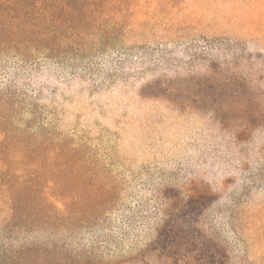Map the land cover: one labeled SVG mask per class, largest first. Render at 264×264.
Segmentation results:
<instances>
[{"label": "rangeland", "instance_id": "obj_1", "mask_svg": "<svg viewBox=\"0 0 264 264\" xmlns=\"http://www.w3.org/2000/svg\"><path fill=\"white\" fill-rule=\"evenodd\" d=\"M77 4L0 47V264H264V0Z\"/></svg>", "mask_w": 264, "mask_h": 264}, {"label": "trees", "instance_id": "obj_2", "mask_svg": "<svg viewBox=\"0 0 264 264\" xmlns=\"http://www.w3.org/2000/svg\"><path fill=\"white\" fill-rule=\"evenodd\" d=\"M77 6V0H0V47L14 43L19 46L31 43L37 48L41 46L44 51H55L57 42L63 35L62 31L69 27L73 28L76 24V15L81 11L77 9ZM84 10L85 7L82 11ZM65 18V27H63L62 23ZM87 22L88 17H85L83 19L85 27ZM189 81H191L190 84L184 89L186 93L184 97L185 100L191 102L214 104L224 97L229 98L230 95L236 97L242 91L249 93V89L242 82V77H237L235 74L227 76L221 82L206 77H194ZM245 99L249 102L250 96L247 95ZM253 104L246 103L247 109L242 110L247 113L250 121L256 120L255 116L251 115ZM4 147L6 146H3V152ZM4 158L8 165V157ZM1 175L3 176L1 182L8 184L10 180H8L7 170ZM13 190L17 192L14 187ZM13 219L14 217L11 220Z\"/></svg>", "mask_w": 264, "mask_h": 264}]
</instances>
